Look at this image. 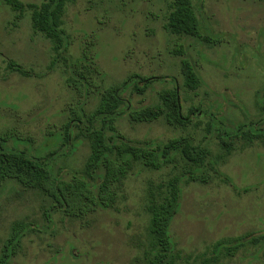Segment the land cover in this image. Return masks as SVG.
I'll return each instance as SVG.
<instances>
[{"label":"rangeland","instance_id":"1","mask_svg":"<svg viewBox=\"0 0 264 264\" xmlns=\"http://www.w3.org/2000/svg\"><path fill=\"white\" fill-rule=\"evenodd\" d=\"M19 1L27 7L43 2ZM191 1L209 43L167 32L173 0L69 2L63 16L70 38L67 55L72 61L82 58L87 45L94 44L106 86L132 75L165 78L144 95L128 91L126 99L134 107L157 104L163 90L177 86L185 112L199 108L186 128L163 120L138 125L120 117L116 122L119 132L138 144L189 137L208 147V160L220 162L208 164L205 182L182 185L181 207L170 229L172 262L264 264V142L244 146L239 141L223 160L215 132L238 125L264 132L259 107L264 102V0ZM32 11L28 7L18 17L0 0V136L10 147L19 143L21 150L48 159L60 177L70 180L83 172L91 142L77 128L69 132L68 120L81 110V118L88 120L99 95L69 84V70L57 59L53 42L33 30ZM186 57L202 79L195 91L184 88L181 60ZM11 62L29 77L8 69ZM67 133L72 141L58 140ZM178 160L177 166L184 165ZM134 165L115 207L96 209L82 219L56 210L47 219L49 198L20 185L5 187L0 193V251L12 225L23 223L30 229L10 264H151L148 193L162 195L169 180L182 173L172 166L151 171ZM235 239H242V246L229 252ZM219 242L227 247L218 252Z\"/></svg>","mask_w":264,"mask_h":264},{"label":"trees","instance_id":"2","mask_svg":"<svg viewBox=\"0 0 264 264\" xmlns=\"http://www.w3.org/2000/svg\"><path fill=\"white\" fill-rule=\"evenodd\" d=\"M74 1L77 0H43L40 6L32 4L28 7L33 10V30L53 42L57 59L67 66L70 74L69 84L74 90H93L99 95L98 106L88 120L81 118L85 116L82 110L74 114L72 112L68 120L69 132L77 128L81 137L90 140L91 155L84 165L83 172L66 180L56 173L48 159L21 150L19 143L10 147L7 138L0 136V193L5 187L12 189L16 185L37 190L52 202L47 219L51 210L60 211L67 217L82 219L96 209L108 210L115 207L127 177L134 171L135 163L151 171H160L172 166L182 174L174 175L169 180L162 195L155 196L153 190H150L146 200V213L150 217L149 235L154 244V259L151 264H163L166 258L174 257L170 229L181 207L182 185L205 182V168L210 163L215 167L220 162L212 163L208 160L211 155L208 147L196 144L189 137L181 136L157 145H141L119 132L116 122L120 117H125L132 124L146 125L163 120L169 126L186 128L195 115H199V108L192 107L189 113H186L184 98L177 86L163 90L157 104L134 107L131 101L126 99L128 91L144 95L155 83L165 78L132 75L124 82L106 86L105 78L96 62L94 44L87 45L82 58L72 61L67 55L70 38L63 28V16L67 3ZM5 2L18 17H22L28 8L19 0ZM166 29L172 35L209 43V39L202 35L200 21L191 0H173ZM180 54L183 52L180 51ZM181 62L184 88L197 90L202 79L195 65L187 57L182 58ZM8 67L13 72L29 77V73L20 65L11 62ZM259 107L264 113V102ZM245 127L246 125H238L231 131L217 128L218 131L215 132L224 153L223 160L233 154L239 141H243L244 146H251L256 141L264 142V132L245 131ZM68 133L57 136L58 140L67 143L72 141L73 137ZM178 159L184 162V165L177 166ZM223 160L221 162H225ZM29 229L23 223L12 225L0 251V264H10ZM242 242V239H235L230 242L231 248L225 246V242H219L216 251L227 247L230 252V249L238 247L239 244L242 246ZM171 258L166 261L167 264H174Z\"/></svg>","mask_w":264,"mask_h":264}]
</instances>
